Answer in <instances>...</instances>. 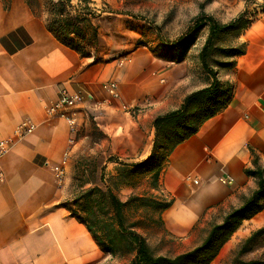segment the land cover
Segmentation results:
<instances>
[{
	"label": "crops",
	"instance_id": "0c3cea01",
	"mask_svg": "<svg viewBox=\"0 0 264 264\" xmlns=\"http://www.w3.org/2000/svg\"><path fill=\"white\" fill-rule=\"evenodd\" d=\"M133 25L137 28L131 32L144 45L124 52L126 62H93L57 41L26 0H0V140H12L0 157V264H101V250L68 205L73 161L87 151L95 165L106 166L116 177L121 164L150 155L157 117L210 84L203 72L197 81L191 62H167L149 24ZM237 40L244 54L235 59L233 70L218 77L231 88V101L173 150L158 188L150 190L172 201L162 221L174 234H188L202 217L241 207L257 187L245 170L254 169L255 158L264 169V13ZM105 82L118 85V101H107L101 90ZM78 89L91 98L78 107L70 145L67 122L48 118L46 109L61 90ZM122 105L141 110L129 115ZM22 122H30L34 130L16 139L14 131ZM66 152L69 163L58 188L51 168ZM188 177L198 184L187 183ZM223 177L233 183L222 185L218 180ZM92 187L103 188L100 176ZM117 190L123 203L133 192L127 186ZM261 228L264 209L244 221L233 237L239 233L245 239Z\"/></svg>",
	"mask_w": 264,
	"mask_h": 264
},
{
	"label": "trees",
	"instance_id": "16d2710c",
	"mask_svg": "<svg viewBox=\"0 0 264 264\" xmlns=\"http://www.w3.org/2000/svg\"><path fill=\"white\" fill-rule=\"evenodd\" d=\"M26 1L37 14L40 9L38 0ZM213 1L205 0L198 5L199 13L194 18L192 26L177 42L165 44L156 39L159 42L160 55L167 62L179 63L181 61L179 57L184 52L182 46L187 49L186 41L189 39L193 41L196 34L206 28L207 37L198 53V60L202 72L211 78L210 84L185 97L178 109L154 120V140L150 155L142 162L121 164L114 178L116 188L123 186L135 188L139 181L146 179L149 191L156 190L161 173L168 165L173 150L194 136L206 121L221 113L231 101L232 90L218 80L217 72L209 62L210 53L220 35L236 32L238 39L259 15L248 19L245 10L229 23L221 24L204 12L205 7ZM92 5L90 0H77L76 5H73V0H48L47 11L53 19L51 23L46 24V29L57 41L77 50L83 58L99 62L98 52L89 51L83 54L77 49L83 43L90 42L86 28L96 17V10ZM92 31L91 39H96V30L92 28ZM142 45L144 43L140 42L139 46ZM219 52L223 58L229 60L220 63V67L231 71L235 67V59L244 54V46L224 48ZM253 165L255 166L253 170L244 172L246 176L256 180L257 187L250 197L241 207L232 209L224 215L220 223L213 224L199 246L173 258L154 256L145 239L135 230L136 224L126 225L124 215L128 205H138L145 210L156 212L161 225L163 223L161 216L171 207V200L163 201L147 193L145 196L133 197L123 203L116 197L112 187L104 186V189L93 187L84 192L73 200V208L70 209L72 215L86 226L101 252L112 257L131 255L132 260L128 264H211L242 223L264 209V169L258 165L256 158ZM101 182L104 185L102 176ZM80 211L84 213V218L79 217ZM255 241L264 246V228L251 233L240 248L239 255L244 252L246 245Z\"/></svg>",
	"mask_w": 264,
	"mask_h": 264
},
{
	"label": "rangeland",
	"instance_id": "374dc122",
	"mask_svg": "<svg viewBox=\"0 0 264 264\" xmlns=\"http://www.w3.org/2000/svg\"><path fill=\"white\" fill-rule=\"evenodd\" d=\"M47 1L38 0L40 9L37 14L45 20V25L51 23L53 19L47 11ZM204 1L93 0L92 4L94 6L92 8L96 10V17L92 19V24L86 28V34L90 42L83 43L77 49L83 54L89 51L98 52L100 61L122 59L124 52L135 49L140 45V42L144 43L131 32L133 28L136 29V25H133L134 21L149 24L156 34V39L160 42L165 44L175 43L192 26L194 18L199 13L198 5ZM76 4L77 0H73V5ZM239 5L244 6L243 11L247 10L248 19L264 13V0H214L205 7L204 12L219 23L227 24L240 14ZM35 9L37 8L35 7ZM92 28L96 30V39H91ZM205 33L206 30L202 29L196 34L193 41L191 39L186 41L185 46L187 49L182 46L184 52L179 57L180 62L185 60L191 62L193 65L191 73L196 75L197 81H202V69L197 65L200 64L198 53L206 39ZM240 46L236 32L222 34L215 40L209 62L219 78H223V75L229 72L219 65L229 61L222 57L219 50L230 47L239 48ZM176 62L169 63L177 64ZM195 68H198V70H195ZM69 174V187L67 189L69 196H71V201L68 203L69 207H72L74 199L93 188L92 186L98 181L99 176H102L105 180L103 189L104 186L112 187L114 193L119 194L117 190L119 187H115V177L110 175V170H107L106 166L98 167V165H95L92 153L86 151L85 154L79 155L73 161ZM147 183L148 181L143 179L137 183L135 188L130 187L133 192L128 199L145 196L147 193L151 197L154 196L149 191ZM156 198L170 201L169 197ZM124 215L126 225L136 224L135 230L145 239L153 255L167 258H173L199 246L210 227L213 224L220 223L224 217L222 213L202 217L191 232L179 235L170 232L164 222L160 225L157 220L158 214L152 210H145L141 206L130 204L125 209ZM150 215L153 217H149ZM164 216L165 213L162 214L161 218ZM79 217H85L82 211L79 212ZM238 236L239 233L234 237L232 236L224 244L217 258L211 264H264V246H261L259 241L252 242L246 245L244 252L239 255V250L248 237L239 239ZM131 260V255L112 257L102 252L101 264H128Z\"/></svg>",
	"mask_w": 264,
	"mask_h": 264
},
{
	"label": "built area",
	"instance_id": "2783aa9c",
	"mask_svg": "<svg viewBox=\"0 0 264 264\" xmlns=\"http://www.w3.org/2000/svg\"><path fill=\"white\" fill-rule=\"evenodd\" d=\"M126 62V59H122L119 63L123 64ZM162 82V81H161ZM101 90L107 96V101H118L120 99V94L118 91V85L115 82H105L101 85ZM86 92L81 89H78L73 92H68L66 90H61L56 102L51 104L46 109V115L48 118H62L64 119L70 129L71 138L69 140V144L73 145L76 136L77 130V110L78 107L82 104L85 97H89ZM91 98V97H89ZM99 106V104H95V107ZM121 109L123 112L129 115H137L141 108L129 107L127 105H122ZM34 130V126L30 122H22L14 131V138L22 139L25 136L32 133ZM12 144V140H0V157L5 155ZM69 153L66 152L63 155L61 162L57 165H53L51 170L53 174V178L55 184L58 188L62 187L64 184L66 169L69 163ZM1 177V176H0ZM222 185L229 186L233 183V179L230 177L219 178L218 180ZM187 183H191L193 185H197L198 181L194 178L188 177L186 179Z\"/></svg>",
	"mask_w": 264,
	"mask_h": 264
}]
</instances>
